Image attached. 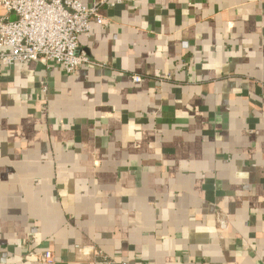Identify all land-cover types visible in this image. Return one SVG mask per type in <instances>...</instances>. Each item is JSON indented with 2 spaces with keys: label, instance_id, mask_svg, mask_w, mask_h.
Wrapping results in <instances>:
<instances>
[{
  "label": "crops",
  "instance_id": "obj_1",
  "mask_svg": "<svg viewBox=\"0 0 264 264\" xmlns=\"http://www.w3.org/2000/svg\"><path fill=\"white\" fill-rule=\"evenodd\" d=\"M110 1L0 76V264H264V0Z\"/></svg>",
  "mask_w": 264,
  "mask_h": 264
},
{
  "label": "built area",
  "instance_id": "obj_2",
  "mask_svg": "<svg viewBox=\"0 0 264 264\" xmlns=\"http://www.w3.org/2000/svg\"><path fill=\"white\" fill-rule=\"evenodd\" d=\"M121 0H117L120 3ZM110 0L92 5L88 0H0L8 16L0 18V76L4 70L24 63H57L69 75H75L89 57L80 51V38L89 35L92 23L104 28L109 22L102 8ZM139 76L133 82H140ZM46 253L43 262H50Z\"/></svg>",
  "mask_w": 264,
  "mask_h": 264
}]
</instances>
